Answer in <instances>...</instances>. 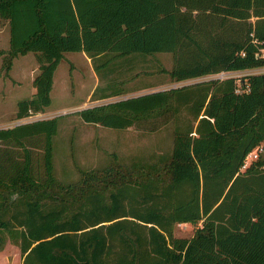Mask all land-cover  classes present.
<instances>
[{
	"label": "trees",
	"instance_id": "1",
	"mask_svg": "<svg viewBox=\"0 0 264 264\" xmlns=\"http://www.w3.org/2000/svg\"><path fill=\"white\" fill-rule=\"evenodd\" d=\"M0 17L9 25L1 65L28 50L38 60L35 91L17 100L16 117L50 103L65 50L90 57L100 79L90 99L128 91L138 56L157 51L171 52L166 71L175 81L264 65V0H0ZM182 110L189 117L179 121ZM76 112L115 127L173 119L172 146L147 161L81 168L65 181L53 162L59 115L0 126V247L7 231L21 264H264V156L242 168L264 141V71ZM181 221L193 223L190 235L175 234Z\"/></svg>",
	"mask_w": 264,
	"mask_h": 264
},
{
	"label": "rangeland",
	"instance_id": "2",
	"mask_svg": "<svg viewBox=\"0 0 264 264\" xmlns=\"http://www.w3.org/2000/svg\"><path fill=\"white\" fill-rule=\"evenodd\" d=\"M5 24L0 32V45L8 47L9 29L6 19L0 17ZM5 30V31H4ZM5 40L3 41L2 35ZM3 41V42H2ZM264 53V48H262ZM0 54V126H10L18 122L36 118L59 115V124L53 135V162L56 176L65 181L75 180L80 176L81 168L102 167L113 159L129 162L133 159L151 160L157 152L168 151L172 146L174 120L154 126L150 120H142L125 127H115L83 120L77 109L94 103L137 94L140 92L169 87L201 78L235 75L241 77L250 72L264 71V65L240 69H223L217 72L172 80L166 69L172 65L170 51H157L138 56L131 72L135 75L126 85L128 91L106 98L90 99L92 87L91 62L81 50H65L53 73V84L50 90L51 100L44 110L16 117V102L21 97L31 95L32 75L38 71L36 53L28 50L18 53L12 58L9 68H5ZM37 66V69H34ZM165 68L164 70L160 67ZM130 74L129 72H125ZM123 73V74H125ZM151 83V85H147ZM189 117L186 110L179 114V121ZM42 148L33 146V156L39 158ZM257 154L264 156V141L256 145L246 156L247 164ZM245 164L242 166V168ZM193 223L177 222L175 234L190 235ZM9 258V259H8ZM18 245L5 231V240L0 247V264H21Z\"/></svg>",
	"mask_w": 264,
	"mask_h": 264
},
{
	"label": "crops",
	"instance_id": "3",
	"mask_svg": "<svg viewBox=\"0 0 264 264\" xmlns=\"http://www.w3.org/2000/svg\"><path fill=\"white\" fill-rule=\"evenodd\" d=\"M7 21V20H6ZM0 24H5V23H3V22H0ZM7 24H8V21H7ZM0 27H1V25H0ZM4 27V25L2 26V28ZM2 28H0V32L3 30ZM8 29H9V25H8ZM5 31V30H4ZM5 38V36H4V34L2 35V39H3V41L5 40L4 39ZM9 40V39H8ZM2 41V42H3ZM1 44V43H0ZM9 46V45H8ZM0 48H4V49H6V47H4V46H1L0 45ZM8 48V47H7ZM81 52L85 55V57H86V59H88V61L89 62H91V59H90V57L86 54V52L84 51V50H81ZM91 64H92V62H91ZM122 67L124 68V71L122 72V73H125L126 71L125 70H128V64L127 63H124L123 65H122ZM34 69H37V66L34 68ZM91 80L93 81V84H92V87H91V89H90V91H89V93H88V95H90V92H91V90L95 87V85L97 84V83H99L100 82V79H99V76H98V74L96 73V71L94 70V68H93V66H92V69H91ZM34 75H32L31 76V78L33 77ZM123 76H128V73H125V74H123ZM126 83H127V81H126ZM53 84V83H52ZM52 88V87H51ZM35 91V86L32 84L31 85V90H30V94H32L33 92ZM112 96V95H111ZM109 97V96H108ZM104 98H106V97H104ZM181 222H184V223H188L189 221H181ZM9 259V258H8ZM20 261H21V258H20Z\"/></svg>",
	"mask_w": 264,
	"mask_h": 264
},
{
	"label": "built area",
	"instance_id": "4",
	"mask_svg": "<svg viewBox=\"0 0 264 264\" xmlns=\"http://www.w3.org/2000/svg\"><path fill=\"white\" fill-rule=\"evenodd\" d=\"M245 162H246V161H245ZM244 164H246V163H244ZM244 164H243V165H244Z\"/></svg>",
	"mask_w": 264,
	"mask_h": 264
}]
</instances>
